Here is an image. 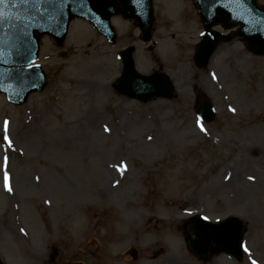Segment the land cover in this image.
Listing matches in <instances>:
<instances>
[{
  "label": "rangeland",
  "instance_id": "1",
  "mask_svg": "<svg viewBox=\"0 0 264 264\" xmlns=\"http://www.w3.org/2000/svg\"><path fill=\"white\" fill-rule=\"evenodd\" d=\"M152 4L150 42L120 15L115 43L75 18L63 43L40 39L44 90L22 105L0 93L3 264H264V54L233 37L196 68L192 0ZM131 46L138 71L166 72L174 97L142 103L112 88ZM203 96L216 107L209 123L194 112ZM197 213L238 216L248 251L193 256L184 225Z\"/></svg>",
  "mask_w": 264,
  "mask_h": 264
},
{
  "label": "water",
  "instance_id": "2",
  "mask_svg": "<svg viewBox=\"0 0 264 264\" xmlns=\"http://www.w3.org/2000/svg\"><path fill=\"white\" fill-rule=\"evenodd\" d=\"M5 0L0 2V92L10 102L22 104L34 90L41 91L46 76L39 65H30L37 57L40 37L47 33L59 43L75 16L89 19L107 39L115 33L110 16L120 13L134 18L141 29L140 38L150 39L152 29L151 0ZM204 24V32L197 44L195 65L204 67L221 40L242 36L248 49L255 54L264 52V7L256 0H193ZM221 23L224 29L236 27L223 35L212 29ZM132 49L122 51L124 67L115 87L145 101L155 96L171 97L175 91L166 74L141 75L134 70ZM211 101L203 99L196 112L205 121H211L214 112ZM243 221L238 217L226 218L221 223L203 221L198 215L186 222L189 250L202 260L212 252H226L241 256ZM1 264V262H0Z\"/></svg>",
  "mask_w": 264,
  "mask_h": 264
},
{
  "label": "snow or ice",
  "instance_id": "3",
  "mask_svg": "<svg viewBox=\"0 0 264 264\" xmlns=\"http://www.w3.org/2000/svg\"><path fill=\"white\" fill-rule=\"evenodd\" d=\"M0 2H5V0H0ZM24 3H28L29 0H23ZM39 2V0H35V2L33 3V7H36V4ZM215 78V77H214ZM232 111H235V109H231ZM199 123V121H198ZM8 124L9 122L8 121H5L4 122V128H5V135L3 137L4 141L9 145V147H12V141L10 139V137L7 135V127H8ZM105 131H110L107 126H105ZM201 130L204 131L203 129V126L201 125ZM149 139H151V137H149ZM7 160H8V157L5 156L4 157V162H5V166L7 164ZM126 165H122L121 166V171L125 170L126 169ZM227 178V177H226ZM249 179H254V177H249ZM4 181H5V189L8 191V192H11L12 191V187L10 186V183H9V175H8V172L5 170L4 172ZM204 219H207V217H205ZM24 230L21 229V232H23ZM244 250L247 252L248 251V248L246 246H244ZM252 264H256V261H253Z\"/></svg>",
  "mask_w": 264,
  "mask_h": 264
}]
</instances>
